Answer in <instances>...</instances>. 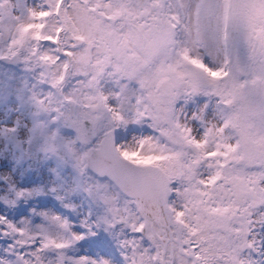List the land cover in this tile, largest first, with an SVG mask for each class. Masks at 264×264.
I'll return each instance as SVG.
<instances>
[{
    "label": "snow or ice",
    "instance_id": "obj_1",
    "mask_svg": "<svg viewBox=\"0 0 264 264\" xmlns=\"http://www.w3.org/2000/svg\"><path fill=\"white\" fill-rule=\"evenodd\" d=\"M27 21L50 86L86 91L61 163L0 158L20 189L50 181L26 203L0 181V264H264V0H43Z\"/></svg>",
    "mask_w": 264,
    "mask_h": 264
},
{
    "label": "rangeland",
    "instance_id": "obj_2",
    "mask_svg": "<svg viewBox=\"0 0 264 264\" xmlns=\"http://www.w3.org/2000/svg\"><path fill=\"white\" fill-rule=\"evenodd\" d=\"M42 2L0 0L3 5L0 7V55L8 56L12 42L22 40V46L15 48L18 53L15 58L0 59V158L18 163L23 152L27 154L25 160L29 157L47 158L55 166L61 163L58 156L64 154L62 144L67 139L65 133L75 135L65 121L80 110L84 103L82 91L86 90L82 89L76 78H69L62 86L52 88L50 85L55 70L42 66L36 57L31 56L30 43L27 38L20 37L19 28L28 22L27 9L38 8ZM19 120L25 123L29 133L16 136V132H12L13 125ZM25 171L27 169L14 177L7 173L0 175V181L7 182L9 190L16 188L24 192L26 195L18 199L26 203L47 191L50 181L45 179L20 189L18 186L23 181ZM16 204V199L0 196V205L11 208Z\"/></svg>",
    "mask_w": 264,
    "mask_h": 264
},
{
    "label": "bare ground",
    "instance_id": "obj_3",
    "mask_svg": "<svg viewBox=\"0 0 264 264\" xmlns=\"http://www.w3.org/2000/svg\"><path fill=\"white\" fill-rule=\"evenodd\" d=\"M21 120H19V122L17 123V125L19 126L18 128H16L15 129V132H16V136L19 134V135H21V134H27V133H29V131H28V127L25 125V123L23 122V121H21ZM21 128H23V129H25V131L23 132V133H21V131H20V129ZM12 132H13V128H12ZM14 132V133H15Z\"/></svg>",
    "mask_w": 264,
    "mask_h": 264
}]
</instances>
